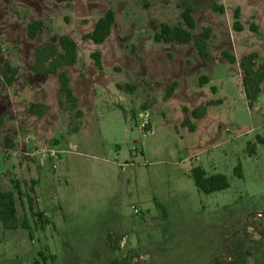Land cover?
<instances>
[{"label":"rangeland","instance_id":"1","mask_svg":"<svg viewBox=\"0 0 264 264\" xmlns=\"http://www.w3.org/2000/svg\"><path fill=\"white\" fill-rule=\"evenodd\" d=\"M187 8L194 39L212 30L209 63L193 42L155 40L184 27ZM108 11L107 41L85 40ZM62 36L78 45L59 71L76 102L57 76L33 73ZM253 54L261 69L264 0H0V192L14 194L18 226L0 222V264H264V83L250 108L240 68ZM45 147L60 159L31 156ZM197 168L229 189L199 192Z\"/></svg>","mask_w":264,"mask_h":264},{"label":"trees","instance_id":"2","mask_svg":"<svg viewBox=\"0 0 264 264\" xmlns=\"http://www.w3.org/2000/svg\"><path fill=\"white\" fill-rule=\"evenodd\" d=\"M213 10L217 13H223V7L213 6ZM235 19H238V12L235 14ZM182 21L184 27L181 25L176 27H169L163 25L160 29V33L155 36V40L158 43L163 44H177V45H188L194 43L197 50L198 56L204 63L211 61V56L208 51V42L212 35L211 29L204 30L203 34L194 39L192 31L196 29V22L193 17V9L187 8L182 14ZM115 24V14L113 11L105 13L96 23L92 33L84 36L85 40L91 41L95 45L104 44L109 36L111 35L113 26ZM44 24L40 21L34 22L28 25L27 36L30 39H34L39 33L43 31ZM233 29L240 31L241 27L238 22L233 23ZM60 51L55 45H49L41 50H38L35 54V65L33 73L37 76H57L61 91L65 94L67 100L73 99V92L70 88V79L64 72H59L65 67H73L76 65L78 60V45L68 36H62L58 41ZM222 56L230 63L235 64L236 58L227 52H222ZM96 67L99 70L103 69L102 55L99 52L91 55ZM259 59L257 54H253L250 57H245L241 60L240 68L244 73L242 80L244 93L248 105L250 108L253 107V103L257 101L258 96L261 92V86L264 83V65L261 69L255 70L256 61ZM5 71L10 75L6 78L7 86H11L18 74V69L11 68L6 63ZM208 83V79H202L201 85ZM176 84L170 89V93L176 89ZM215 92L216 90L213 89ZM32 108L37 105H32ZM196 115V112L193 113ZM188 123L186 120L185 124ZM195 131V128H192ZM12 148V146H7ZM195 186L197 190L205 195H211L213 193L222 192L229 189L230 185L227 178L223 175L207 176L204 170L197 168L191 172ZM237 174L241 177L240 168L237 169ZM18 186V184H17ZM17 210L14 194L12 192L3 193L0 192V222L3 224L5 229H17ZM42 217V215H40ZM25 229H29L25 223L23 225ZM41 255V254H40ZM44 261L45 257H43ZM39 264V263H37Z\"/></svg>","mask_w":264,"mask_h":264},{"label":"built area","instance_id":"3","mask_svg":"<svg viewBox=\"0 0 264 264\" xmlns=\"http://www.w3.org/2000/svg\"><path fill=\"white\" fill-rule=\"evenodd\" d=\"M145 121L147 122L148 120H145ZM33 140L34 138L28 136L24 139V142L27 145L30 143V141H33ZM31 156L38 157L42 163L47 160H50L53 163H55L56 161L60 159L59 152H57L56 150L52 148H48V147L35 149L34 152L31 154ZM53 167L55 168V165H53Z\"/></svg>","mask_w":264,"mask_h":264},{"label":"crops","instance_id":"4","mask_svg":"<svg viewBox=\"0 0 264 264\" xmlns=\"http://www.w3.org/2000/svg\"><path fill=\"white\" fill-rule=\"evenodd\" d=\"M211 39H212V36H211ZM209 42H210V40H209ZM208 42V51H210V43ZM103 70V69H102ZM101 70V71H102Z\"/></svg>","mask_w":264,"mask_h":264}]
</instances>
